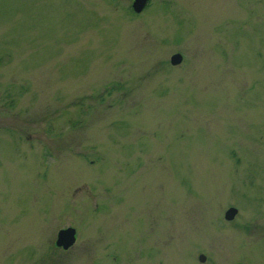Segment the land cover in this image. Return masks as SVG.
Wrapping results in <instances>:
<instances>
[{
  "label": "rangeland",
  "instance_id": "1",
  "mask_svg": "<svg viewBox=\"0 0 264 264\" xmlns=\"http://www.w3.org/2000/svg\"><path fill=\"white\" fill-rule=\"evenodd\" d=\"M132 1L0 0V264H264V0Z\"/></svg>",
  "mask_w": 264,
  "mask_h": 264
},
{
  "label": "water",
  "instance_id": "2",
  "mask_svg": "<svg viewBox=\"0 0 264 264\" xmlns=\"http://www.w3.org/2000/svg\"><path fill=\"white\" fill-rule=\"evenodd\" d=\"M149 0H133L131 3V6L135 12H140L148 3ZM182 53L177 51L174 52L170 57V62L173 64H176L182 60ZM238 212V209L236 206H230L226 209L224 213V217L228 220H231L235 217L236 213ZM76 240V230L73 226H67L60 228L57 231V236L55 243L59 246H62L63 248H68L72 244H74ZM200 260H205V255L200 254L199 255Z\"/></svg>",
  "mask_w": 264,
  "mask_h": 264
}]
</instances>
